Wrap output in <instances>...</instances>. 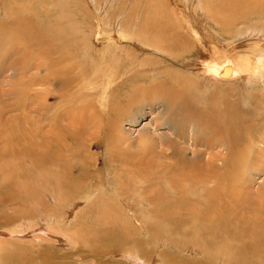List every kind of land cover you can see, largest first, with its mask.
Listing matches in <instances>:
<instances>
[{"label":"rangeland","instance_id":"obj_1","mask_svg":"<svg viewBox=\"0 0 264 264\" xmlns=\"http://www.w3.org/2000/svg\"><path fill=\"white\" fill-rule=\"evenodd\" d=\"M8 1L9 0H0V19H4L8 24L11 23L10 20H12L13 23L16 19L19 20L23 18L27 21L29 20V25L32 26V29L29 30L24 28L28 31V34H30V38L26 36V32L23 34L18 33L19 35H17L14 29L8 31L10 27L4 29L2 33L0 30V167L3 168L6 166V169H9V166L4 164L13 165L18 162V159L13 157L14 146L16 148L21 144H26V142L27 144H29V142L37 143L39 140L49 136L48 131L50 130L49 132H52V129L50 128L51 126L55 128V132L56 128L58 130L65 128V135L57 132V135L60 136L61 140L57 144H55L56 142L52 144V147L63 150L64 155L61 157L62 162L67 164L77 163L78 161V166L81 165V167H84L85 172L81 176L82 181L74 182L72 186L75 188H83V191H86L84 192L83 197L80 193L77 195L78 197L74 196V198L65 197V195L55 196L53 192L46 191L43 185L34 184L36 181H33L32 183L28 182L26 189L18 187L17 185L14 186L11 192L15 193V195L11 196H8V194L5 195V197L1 196L2 190L0 189V231H12L17 234L13 238L5 239L6 241L3 240L4 242L0 241V264H5V262L6 264H100V262L101 264H134L129 261L131 253L128 252L135 251L137 246L134 245L131 248L134 241L138 244L141 243L139 253H147L142 257L144 264H253L255 262L253 258L244 259L243 257H240L239 259L236 258V254H231L227 257V253H225V255L222 253H215L213 248L221 245L219 241H212L205 235L201 238L203 243L200 239L195 238L196 233L193 230L194 228L190 220L192 219L191 215L194 214L193 212H197L198 210H201L200 212H206L210 209L214 212L213 215H215L216 212H221V207L226 209L227 207L232 208L233 206L242 205L243 206L240 207V210L234 209L237 212V215L233 216L230 211L226 213L229 221L231 219L230 226L235 228V224L233 223L235 222V218L239 216H247L251 219L254 218V214L250 211V208H248L249 204H254V202L258 200H264V130L259 131V125L264 121V107L262 106L264 103V97L261 100L258 99L251 103V105L255 107L257 106V109L261 107V109H259L261 110V119H256L255 122L254 120L252 122L253 125L251 130L253 131V138L251 141H248V143L246 141L251 147V150L249 152L243 150L246 153L244 156H242L241 153V156L238 155L239 157L235 154L233 155V158H224L222 161V157H227L223 156V154H227V152L224 147L221 146L219 141L212 143L214 147L211 145L209 146L205 140H201L204 138L200 139V137H202L200 131L201 128L195 126L193 124L194 122L191 123L184 120L183 122H180V118L178 117L179 114L175 112L176 105L172 107L173 110L171 111L172 108H170L167 102H165L163 97L155 94V91L146 90L151 89L152 85L148 83L150 81L149 79H143L142 77L144 75L151 76V71H154L153 69H150L151 65H148L150 62L149 60L153 57H157L158 59L161 57L156 55V53L150 55V53L140 51V47L137 46L134 40L136 37L142 35L140 33L147 30L146 28H157L158 26L163 25L164 22L160 19L161 17H156V10L158 9L165 14H168L172 8L175 9V12L179 9L182 14H185L187 23H192L200 36L204 35L205 38L207 37L209 39H211L208 35L210 34V30L218 38V34L221 33L222 27L228 29L231 28L230 33H234L240 31V29L247 28L248 30L253 27V21H257L254 26L264 25V22L260 21L261 18H264V13H259L255 7V10L251 8L238 14L239 17L236 20L227 16L232 15L233 12L223 16L219 14L221 19L217 17L220 21L216 22L217 19L212 18H208L207 21H205V18H207L205 14L201 15L202 19L199 16L200 21L196 20L194 16L199 14V9V11L205 12L206 8H210V4L211 7L216 6L215 4L220 0H187L188 5H185L184 3L181 5L182 3L180 0V4H177V6L173 4V0H14L13 6L8 5L7 7L15 8L17 6L16 10L12 9L13 14L16 17L9 18L8 15L5 16V13H3H7L6 4ZM196 4H199L198 6H201L202 8L198 9L197 6H194ZM2 5L3 8L6 7L4 11L1 9ZM202 5H204V7ZM186 6H188V8ZM129 14L131 15V18ZM202 21H204L206 25H203ZM96 30H100V33L105 34H119L121 36L122 33H124L127 37L130 35V39H133V42H130V44L129 42H126L127 37L124 35L121 36L122 41L120 46L122 47L119 48H126V56L122 57L123 55L117 53V55H113V57L110 56V53H103L106 50V52H108L110 46L103 44L106 40H96ZM179 30L181 29H177V31ZM183 30H185V28ZM155 33L156 32L153 30L152 34L154 35ZM56 36H59L60 38L58 39ZM252 37H254L253 34H249L248 31H245L241 37H235L234 39L227 37L224 42L227 43L231 40H235L234 42L241 41L242 39L245 40L244 42L239 41V44L236 45L238 46V52L243 53V51L247 49H245V47L251 44L250 39H253ZM140 45L145 49H148L143 45V41ZM202 52L204 53L205 51ZM203 55L206 56L207 52ZM41 57L45 62L40 59ZM139 59H141L142 62ZM164 62L173 71L191 72L190 67L186 64L187 60L183 61L181 59L169 57ZM207 62L210 63L212 61ZM34 64L36 65L34 66ZM41 64H43V66H41ZM17 66L21 71H19V69L15 70ZM37 68L39 69L37 70ZM45 71H52L53 74L56 71H63V74L62 77H57L56 75V77H52V74L50 79L47 78L46 80L45 78L43 80L44 82H42L43 76H45ZM35 76L39 80V84ZM75 76H81L84 79L79 83H67L66 79H72ZM163 76L169 77L168 74H164ZM51 78L53 80L55 79L54 84H52V86L47 83L45 84V81L49 83L53 81ZM58 78H61V82H58ZM151 78H155L156 80L162 79L161 77L157 78L155 75L151 76ZM94 79H97V81L100 82V85L93 83L86 86V84H89V82L91 83ZM106 80L110 82L105 84L107 83ZM92 86L95 87L93 88ZM263 86L264 81H262L261 89L264 88ZM50 88L53 89L54 96L57 98H53V95H51L52 98L48 100L49 102L46 101V103H44V97L42 94L44 95V90H50ZM104 88L107 91L103 90L102 92V89ZM211 90L209 92H211ZM262 90L264 92V89ZM91 91L94 95L92 94L90 97L93 98H90L91 100H84L85 97H87L86 95L91 93ZM220 91L221 88L216 91L217 96H219L218 92ZM110 93H112V98ZM225 93L228 94L229 92L225 91ZM65 97L68 98L67 101L64 100ZM131 97V104L129 103V106L125 105L127 103L126 100ZM69 100L71 101V104H69ZM242 102L246 107L251 108L249 103H245L246 101L243 98ZM49 103L51 106L57 104V106H55L56 109H54L53 112H51L53 107L50 108L48 106ZM197 103L201 106V101ZM113 104H115L116 107ZM117 104H119L118 108ZM121 105L122 107L124 105V107L122 108ZM33 106L38 108L36 114L32 111ZM112 106L115 107L113 109H116L117 111L114 112L115 114H110L108 112ZM46 107H48V109ZM57 107L58 109H64L63 107H65L70 113L76 111L75 113H79V115H82L83 117L80 116L74 120H64L59 117H57L58 119H55L53 114L55 110H57ZM119 108H122L123 110L121 109L120 111ZM46 113L48 116L50 115L49 118L45 117ZM88 115H90V117H88ZM54 120H57V122ZM55 123L57 125L59 124L58 127H56L57 125ZM180 129H182V131ZM255 132L259 134L257 135ZM33 134L34 136H32ZM178 134L182 135V137H177ZM3 135L6 136L3 137ZM9 138L13 141H10ZM13 143L15 144L13 145ZM36 151L37 150H35L36 155L43 153L40 149L37 153ZM172 154L174 156H172ZM209 156L212 157L210 160L215 161L214 169L211 165L209 167L206 165V163H211L208 158ZM231 160L234 161L233 170H229L232 166ZM20 161L21 163L17 164L19 168L22 167L23 164L28 167L22 169H28L30 167L29 164L31 161L27 158ZM235 161H237L236 163H238V165L235 164ZM43 165H45L44 162ZM92 165L95 166L94 170H91ZM204 166H207V168ZM216 167L217 169H215ZM11 168L14 167L12 166ZM151 168L153 169L151 174L146 177L143 174V170ZM33 170V174L34 172H39L38 168H33ZM183 171L185 172L183 173ZM230 171L233 172V177L228 175L221 176V172L227 174ZM106 172H109L110 176L113 175V177L116 176V172L119 174L115 180L112 177L108 178ZM5 173H10V170L6 172L4 171V174ZM155 174L158 176V179H155ZM11 175H15L19 181H22L24 178L18 174V170L17 174ZM39 175L42 176V173ZM140 175L145 176H141L144 177L145 187H141L138 192H135L134 190L137 188L136 185ZM184 175H186V177H184ZM168 177L171 179L169 180ZM195 178L196 181L198 179L201 180L200 185H204L203 188L206 189V195L201 192L203 188L199 186V180L197 183ZM110 179L113 182L112 185ZM120 179L124 180L122 181ZM106 180H110V186L109 184H106ZM191 180L198 185L195 184L198 188L195 186L193 187V183L190 182ZM205 180L207 181L206 183ZM3 182L6 183L7 180H3ZM118 183L122 184V186ZM177 184L183 185L185 189L183 190L184 187H180ZM36 185L38 187H35ZM103 186L106 189H103ZM229 186L233 190V194L226 199L224 196H227L231 191ZM50 188L53 190L55 187L50 186ZM111 188H116L117 190L115 189L114 192ZM132 189L133 193L131 192ZM261 189L263 190L262 192ZM180 190L184 191L185 194L181 195L182 191L180 193ZM96 191H98V193ZM191 191H195V193L192 194ZM260 192L261 195L259 196ZM110 193L113 195H107ZM117 193H120L119 199H116V197L119 196ZM52 194L54 196H51ZM100 194L102 195L101 197H99ZM202 194L205 195V197ZM173 195L182 199L186 203V208L183 205H181L182 207L179 205L180 207H177L178 210H175L174 207L176 212L169 211L170 209H168L167 212H169V217H167L165 213L166 209L169 208V205L173 206L174 203L178 205V202H176V198ZM145 196L151 199V206L153 207L150 206V201L147 202L148 200L145 199V202L143 199ZM124 199L127 200L125 201ZM213 204L214 206H212ZM116 206L120 207L117 208ZM104 208L107 212H104ZM151 208H154L153 212ZM100 209L102 210V214ZM146 209L151 212H146ZM216 209H220V211H216ZM99 210L100 212H98ZM140 210L142 214L140 213ZM132 211L134 212L133 215H135V217L137 216L138 220L131 215ZM124 215L131 217L129 223L121 224L122 219L124 220L123 217L127 219L129 218ZM180 216L184 218L183 221L181 220L182 218L180 219ZM262 216L264 215L262 214ZM155 217H160V220ZM142 218L143 220L140 221L139 219ZM144 218L147 219V221ZM162 218L166 220L167 223L162 224L164 221ZM174 218L177 219L178 222L173 223L172 220ZM169 219L173 224L169 225ZM107 220L112 221L111 223H113L114 226L111 227L108 225L109 222ZM142 221L146 222V224ZM152 222L154 225H152ZM131 225L132 228L130 227ZM161 225L162 227H160ZM209 225L211 224L209 223ZM35 226L39 227V229L50 228L54 232H65L63 234H75L74 238L78 241L77 243L73 242V244H76L77 247L73 244V246L69 247L63 246V244H57L53 241H51L53 242L51 243L50 240L38 233L39 230ZM106 226L109 227L106 228ZM153 226L157 227V231L159 232L152 231L151 229ZM76 228L80 232H77ZM133 230L136 231L134 232ZM145 230L148 232L151 231L154 234L151 232L149 234ZM191 231H194L192 232L194 234H192ZM17 232L29 235L20 237ZM132 232L137 233L138 236ZM79 233H83V235L80 236L81 234ZM107 233L114 235L113 237L115 239L112 236L109 238ZM139 233L141 234L139 235ZM169 233L171 234V239H175L172 240L174 241V245L166 243L165 241L166 235H169ZM174 233L175 235L173 236L172 234ZM146 234L153 236H151V238ZM221 234L225 235V232H222ZM30 235L31 237H29ZM129 236L133 239V242L130 241L129 243L124 244L127 239L124 240L123 243L119 242L123 241L126 237L130 238ZM220 236L223 237V235ZM80 240L83 241V243L86 241L84 245ZM110 242L115 243L114 250H117L113 256L96 257L98 253L101 254L100 250L106 248ZM188 243L192 244L189 246ZM98 244L101 246L98 247ZM102 244H104L105 247ZM122 244L130 246V249L128 251H118ZM196 244L200 247L199 250H196L198 249L195 246ZM202 246H204L205 249ZM91 248L93 249L91 250ZM189 248H193L194 252L192 249L188 252L187 250ZM202 248L204 250H202ZM75 249L79 250L77 251ZM182 249L184 251H182ZM211 249L213 251L210 252ZM196 251H198L197 253L200 251L202 253L195 255L194 253H196ZM218 258H220V262L218 261ZM258 259V264H264L260 262L263 258ZM196 261L199 263H196Z\"/></svg>","mask_w":264,"mask_h":264},{"label":"bare ground","instance_id":"obj_2","mask_svg":"<svg viewBox=\"0 0 264 264\" xmlns=\"http://www.w3.org/2000/svg\"><path fill=\"white\" fill-rule=\"evenodd\" d=\"M13 1L14 0H9L6 4V7L8 5L13 6ZM31 1V0H30ZM60 2V1H59ZM201 2V1H200ZM214 2V1H213ZM5 3V2H4ZM181 5H183V3L185 5H188L187 0H181ZM206 3V2H205ZM173 4H175L177 6V4H180V0H173ZM215 4V2H214ZM192 5V4H189ZM199 4H196L194 6H197L198 9L202 8L201 6H198ZM216 6L211 7L210 4V8H206L205 12L204 11H199V14L197 12V16H194L196 18V20L200 21L199 16L202 19V14H205L207 18H205V21H207L208 18H212V19H217L220 18L219 14H221V16L225 15V14H230L233 12L232 15H227L230 16L233 20L238 19V14H240L241 12H245L251 8H253V10H256L260 13H264V0H220L217 4H215ZM86 6V5H85ZM204 7V5H202ZM260 6V7H259ZM2 5V10L4 11V9ZM17 7V6H16ZM16 7H7V13H5V16H9V18H13L16 17L13 14V10H16ZM188 8V6H186ZM192 7V6H191ZM207 7V6H206ZM196 8V7H195ZM13 9V10H12ZM26 9V7H25ZM28 10V9H27ZM30 10V9H29ZM132 10V9H131ZM179 11V9H177ZM181 10V9H180ZM32 11V10H31ZM157 15L156 17H161L160 19L164 22L163 25L158 26L157 28H146L147 30H145L143 33H140L142 35L136 37V39L134 40L135 43L137 44L140 51H145L147 53H150V55L152 53H156V55L160 56L162 58L158 59L157 57H153L151 58L148 63V65L150 66V69H153L154 71H151V76H157L161 77L162 79H158L156 80L155 78H151V76H147L144 75L142 78L144 79H149L150 81L148 83H150L152 85L151 89H146V90H150V91H155V94L160 95L161 97H163V99L165 100V102H167V104L170 106V108H172L173 106L176 105V113L179 114V118H180V122L184 121H189L191 123H193L195 126L200 127V131H201V140H205V142L207 144H209V146L211 145L213 146V142H217L219 141V143H221V146L224 147V149L226 150L227 154H223V156H227V157H222L221 160L223 161L224 158H233V155H240L242 154V156H244V154H246L243 150H247L248 152L251 150V147L247 144L248 141H251V139L253 138V131L251 130L252 125H253V120L255 122L256 119H261L260 118V114H261V107L259 109H257V106H253L251 105V103H253V101H257L258 99H262L264 97V92L261 89V85H262V81H264V25H256L254 26V24H256L257 21H253L252 25L253 27L249 28L247 30V28L244 29H240V31L234 32V33H230L231 32V28H226V27H222L221 28V33L218 34V38L217 36H215L213 34V32L210 30V34L209 38H205L204 35L201 37L200 34L198 33L197 29L194 28V25L190 22L187 23V18L185 19V14H182V12H175V9H170V12L168 14L163 13L162 11H160L159 9L156 10ZM29 12V11H27ZM97 13V12H96ZM129 13V12H128ZM30 14V13H29ZM209 14V15H207ZM23 15V14H22ZM26 15V14H25ZM130 15V14H129ZM128 15V16H129ZM151 15V14H150ZM30 17V16H29ZM68 17V16H67ZM136 17V16H135ZM148 17V16H147ZM188 17V16H187ZM25 18V17H24ZM131 18V15H130ZM204 18V17H203ZM43 19V18H42ZM221 19V18H220ZM220 19L218 21H220ZM8 20V19H7ZM50 20V19H49ZM120 20V19H119ZM132 20V19H131ZM142 20V19H141ZM223 20V19H222ZM232 20V21H233ZM11 23H6V21L4 19H0V30L1 33L4 31V29L10 27L8 29V31H12L13 29L16 31L17 35L23 34L26 32V36H28V38H30V34H28V31H26L24 28L26 29H32V26L29 25V20H25L23 18L19 19V20H15V22L12 23V20H10ZM41 21V20H40ZM193 21V19H192ZM214 21V20H213ZM231 21V22H232ZM261 22H264V18H261L260 20ZM203 25H206L204 21ZM32 23V22H30ZM128 23V22H127ZM132 23V22H130ZM157 23V22H156ZM55 24V23H54ZM111 24V23H110ZM115 24V23H114ZM133 24V23H132ZM201 24V23H199ZM225 24V23H224ZM226 25V24H225ZM15 26V27H13ZM29 26V28H28ZM102 26V25H101ZM156 26V24H155ZM221 26V25H219ZM87 27V26H86ZM136 27V26H135ZM124 28V27H122ZM127 28V27H126ZM185 28V30H183ZM54 29V28H53ZM139 29V28H138ZM177 29H181L179 31H177ZM216 29V28H215ZM214 29V30H215ZM153 30L156 32L154 35L152 34ZM199 30V29H198ZM42 31V30H41ZM72 31V30H71ZM200 31V30H199ZM219 31V30H218ZM245 31H248L249 34H253L254 37H252L253 39H250L251 44L249 46H246L245 49L243 51V53L238 52V46H236L237 44H239V41L234 42L235 40H231L227 43H225L224 41L226 40V38H230V39H234L235 37H241ZM100 30H96V40H106L103 44H107L110 46V49L108 50V52L104 51L103 53H110V56L113 55H117V53H119L120 55H123L122 57L126 56V48H119L122 47L120 46V43L122 41L121 36L124 35L125 37H127L124 33H122V35L120 36L119 34H105V33H100ZM123 32V31H122ZM47 33V32H45ZM49 34V33H48ZM53 34V33H52ZM139 34V33H138ZM44 35V34H43ZM128 35V34H127ZM46 36V35H45ZM123 36V37H124ZM130 36V35H129ZM127 37L126 42H133V39H130L131 37ZM248 36V35H246ZM251 36V35H250ZM58 39L60 38L59 36ZM204 37V38H203ZM249 37V36H248ZM251 38V37H250ZM259 38V39H258ZM88 39V38H87ZM54 41V40H53ZM142 41H143V45L146 46L148 49H145L142 45ZM244 42L245 40H241L240 42ZM95 42V41H94ZM125 42V41H124ZM248 42V40H247ZM52 43V42H51ZM50 44V43H49ZM249 44V42H248ZM37 46V45H36ZM60 46V45H59ZM125 46V45H124ZM227 46V47H225ZM108 47V46H107ZM243 47V46H242ZM50 48V47H49ZM62 48V47H61ZM230 48V49H228ZM27 50V48H26ZM202 51L207 52V55H203L204 53ZM20 52V49H19ZM42 52V51H41ZM51 52V51H50ZM203 54H202V53ZM23 53V52H22ZM35 53V52H34ZM70 53V51H69ZM102 53V54H103ZM29 54V52H28ZM33 54V53H32ZM52 54V53H51ZM154 55V54H153ZM51 56V55H50ZM102 56V55H101ZM149 56V55H148ZM37 57V56H36ZM36 57H34L35 59H37ZM44 57V56H43ZM106 57V56H105ZM108 57V56H107ZM114 57V56H113ZM139 57V56H138ZM144 57V56H143ZM174 58V59H181V60H187L186 64L188 67H190V71L191 72H180V71H173L170 67H168L166 65V63L164 61H166L168 58ZM100 58V57H99ZM104 58V57H103ZM110 58V57H108ZM140 58V57H139ZM23 59V58H22ZM21 59V60H22ZM26 59V58H25ZM41 60L42 57L40 58ZM46 59V58H44ZM92 59V58H91ZM138 60V59H137ZM141 60V59H139ZM146 60V59H144ZM143 60V61H144ZM37 61V60H36ZM56 61V60H55ZM207 61H212L210 63H208ZM43 62H45L43 60ZM58 62V61H57ZM142 62V60H141ZM179 62V61H178ZM17 63V61H16ZM41 63V61H40ZM15 64V63H14ZM29 64V63H27ZM104 64V63H103ZM143 64V63H142ZM168 64V63H167ZM177 64V63H176ZM189 64V65H188ZM10 65V64H9ZM17 65V64H16ZM30 65V64H29ZM36 64H34L35 66ZM76 65V64H75ZM126 65V64H125ZM179 65V64H178ZM39 66V64H38ZM37 66V67H38ZM41 66H43V64H41ZM56 66V65H55ZM54 66V67H55ZM109 66V65H108ZM181 66V65H180ZM186 66V67H187ZM18 67V66H17ZM16 67V68H17ZM22 67V65H21ZM45 67V66H44ZM43 67V68H44ZM50 67V66H48ZM128 67V66H127ZM15 70H18L19 67ZM33 68V67H32ZM46 68V67H45ZM39 68H37L38 70ZM56 69L58 70L57 66ZM24 70V69H23ZM26 70V68H25ZM43 70V69H42ZM46 70V69H45ZM157 70V71H155ZM189 70V69H188ZM19 71H21V69H19ZM150 71V70H149ZM161 71V72H159ZM70 72V71H69ZM92 72V71H91ZM125 72V70H124ZM53 74L52 71H45V76H43L42 82H44L43 80L46 78L50 79L51 75ZM63 71H56L52 77H62ZM148 74V73H147ZM164 74H168L169 77H164ZM56 75V76H55ZM106 75V74H104ZM109 75V74H108ZM140 75V74H139ZM105 77V76H104ZM140 77V76H138ZM35 78L37 79V77L35 76ZM35 79V80H36ZM52 79V78H51ZM84 79L83 77H74L72 79H66L67 83H73V82H81V80ZM38 80V79H37ZM53 80V79H52ZM55 80V79H54ZM54 80L49 82L45 81V84H50L52 86V84H54ZM58 82H61V78L57 79ZM90 81V80H88ZM107 81V80H106ZM41 82V83H42ZM57 82V84H58ZM110 81H107L108 84ZM39 80H38V84H39ZM93 83H96L98 85H100V82L97 81V79H94L91 83L89 82V84H86V86L91 85ZM64 84V83H62ZM68 85V84H67ZM85 85V84H84ZM83 85V86H84ZM124 85V84H123ZM107 86V85H106ZM109 86V85H108ZM150 86V85H149ZM62 87V85H61ZM93 87V86H92ZM95 87V86H94ZM93 87V88H94ZM132 87V86H131ZM221 88V91L218 92L219 96L216 95V91L219 90V88ZM264 87V86H263ZM30 88V87H29ZM214 88H218V89H214ZM47 89V88H46ZM61 89V88H60ZM59 89V90H60ZM92 89V88H91ZM96 89V88H95ZM212 89V90H211ZM254 89V90H253ZM29 90V89H28ZM58 90V91H59ZM63 90V89H61ZM107 91L105 88L102 89V92ZM211 90V92H209ZM93 91V90H92ZM91 91V93L87 94L84 100L86 99H90L93 97H90L93 92ZM101 91V90H100ZM225 91H228L229 93L226 94ZM57 92V91H56ZM67 92V91H66ZM95 92V91H94ZM44 95L42 94V96L44 97V103H46V101H48L51 97V95H53V98H57L54 96V91L53 89L50 88V90H44ZM63 93V92H62ZM145 93V92H144ZM66 94V93H65ZM101 94V93H100ZM104 94V93H103ZM109 94V93H108ZM112 93H110L111 95ZM129 94V93H128ZM36 95V94H35ZM64 95V94H63ZM67 95V94H66ZM64 95V96H66ZM94 95V94H93ZM57 96V95H56ZM63 96V97H64ZM37 97V96H36ZM42 97V99H43ZM106 97V96H105ZM109 97V96H108ZM219 97V98H218ZM71 98V97H70ZM104 98V96H103ZM112 98V95H111ZM110 98V99H111ZM242 98L246 101L245 103H249V107H246L245 104H243L242 102ZM59 99V98H58ZM67 97L64 98V100L67 101ZM107 99V98H106ZM239 99V100H237ZM91 100V99H90ZM108 100V99H107ZM115 100V99H113ZM112 100V102H113ZM118 100V99H117ZM130 100L132 101V97L128 98L126 101L127 103L125 105L129 106L131 104ZM120 101V100H118ZM117 101V102H118ZM201 101V106L198 105L197 102ZM49 102V101H48ZM58 102V101H57ZM95 102V101H94ZM104 102V101H103ZM111 102V100H110ZM116 102V103H117ZM241 102V103H240ZM263 102V100H262ZM60 103V102H59ZM58 103V104H59ZM76 103V102H75ZM89 103V102H88ZM108 103V102H107ZM115 103V104H116ZM130 103V104H129ZM195 103V105H194ZM258 103V102H256ZM69 104H71V101L69 100ZM78 104V103H77ZM76 104V105H77ZM92 104V103H91ZM115 104H113L115 106ZM34 105V104H32ZM53 105V103H52ZM65 105V104H64ZM61 105V106H64ZM259 105V104H258ZM48 106L51 108L53 107L52 111L54 109H56L55 106H57V104L55 106H51L50 103L48 104ZM75 106V105H74ZM109 106V105H108ZM262 106L264 107V103L262 104ZM116 107V106H115ZM112 106V108L109 110L108 112L111 114H115L114 112H117L116 109ZM119 107V104H117V108ZM122 107V105H121ZM124 107V105H123ZM122 107V108H123ZM48 109V107H46ZM64 109H58L55 110L53 117L55 119L62 118L64 120L66 119H76L78 117H83L82 115H79V113H75V112H68V110L63 107ZM122 108H119L120 111ZM37 107L35 108L33 106L32 111H34V114H36L37 111ZM46 109V110H47ZM66 109V110H65ZM93 109V108H92ZM263 109V108H262ZM106 110V111H107ZM118 110V109H117ZM123 110V109H122ZM125 110V109H124ZM168 110V109H167ZM173 110V108L171 109V111ZM33 113V112H32ZM75 114V115H74ZM104 114V113H103ZM109 114V116H110ZM50 116V115H49ZM48 114H45V117H48ZM42 117V116H41ZM52 117V118H53ZM88 117H90V115H88ZM262 117V116H261ZM51 118V117H50ZM63 120V121H64ZM111 120V119H110ZM117 120V119H116ZM55 122H57V120H54ZM72 121V120H71ZM59 122V120H58ZM54 123V122H53ZM96 123V121H95ZM186 123V122H185ZM56 124V123H55ZM60 124V122H59ZM58 124V125H59ZM57 125V124H56ZM58 125L56 127H58ZM101 126V125H100ZM260 130H264V121H262L260 123ZM64 127V126H63ZM52 129V132L48 131V135L47 137H45L42 140H39L37 143H31L29 142V144H21L19 146H17L15 148V146L13 147V157L15 159H18V162L13 165L11 164H4L9 166V169H6L7 167L4 166L3 168L0 167V189L2 190L1 196H4L8 194V196L11 195H15V193H12L11 190L14 188V186H18V187H23L24 189H26V187L28 186V182L32 183L33 181H36L34 184L37 185H43L45 187L46 191H51L55 194V196H62L65 195V197H76L79 193L81 194V196L83 197L84 192L83 188H75L74 186H72V184L74 182H81L82 181V175L84 174V167L78 166V161L77 163H64L61 161V157L62 155H64L63 150H61L60 148L55 149L54 147H52V144H57L60 142V136L57 135V132L65 135L66 133L64 132V129H60L58 130L56 128V132H55V128L54 127H50ZM182 131V129H180ZM4 131V130H3ZM179 131V130H178ZM180 131V132H181ZM67 132V131H66ZM177 132V131H176ZM179 133V132H178ZM182 133V132H181ZM256 133V132H255ZM177 134V133H176ZM257 134V133H256ZM259 134V133H258ZM257 134V135H258ZM37 135V134H36ZM6 135H3V137H5ZM34 136V134L32 135ZM262 136V135H261ZM177 137H182V135L178 134ZM197 137V136H196ZM16 138V137H15ZM31 138V137H29ZM207 138V139H206ZM264 138V137H263ZM4 139V138H1ZM8 139V138H5ZM34 139V138H33ZM194 139V138H193ZM199 139V141H200ZM10 140V138H9ZM245 140V141H244ZM259 140V139H258ZM257 140V141H258ZM10 141H13L12 139ZM27 141V140H25ZM32 141V140H31ZM247 141V143H246ZM16 142V141H15ZM97 143V142H96ZM12 144V143H11ZM15 143H13L14 145ZM61 144V143H60ZM264 144V143H263ZM10 145V144H8ZM12 145V146H13ZM88 145V144H87ZM258 145V144H257ZM11 146V145H10ZM89 147V146H88ZM38 148V149H37ZM194 148V147H193ZM255 148V147H254ZM41 150L43 153H41L40 155H36L35 154V150ZM64 149V148H63ZM170 149V148H169ZM36 151V153H37ZM262 152V150H261ZM63 153V154H62ZM177 153V152H176ZM241 153V154H240ZM175 154V153H174ZM261 154V153H258ZM264 154V153H263ZM10 155V154H9ZM176 155V154H175ZM178 155V154H177ZM11 156V155H10ZM76 156V155H75ZM172 156H174L172 154ZM260 156V155H259ZM263 156V155H262ZM66 157V156H65ZM73 157V156H72ZM95 157V156H94ZM177 157V156H175ZM239 157V156H238ZM24 158H27L28 160L31 161V163L29 164V168L28 169H22V168H27L28 166H25L23 163L22 167H18L17 164L21 163L20 160H23ZM104 158V156H103ZM209 161L211 163L206 165L209 167L210 165L212 166V168L214 169L215 167V161L214 160H210V158H212L211 156L208 157ZM241 158V157H240ZM73 159V158H72ZM96 159V158H95ZM94 159V160H95ZM175 159V158H174ZM243 159V158H241ZM247 159V158H246ZM44 160V161H43ZM97 160V159H96ZM171 160V159H170ZM176 160V159H175ZM234 160V159H233ZM74 161V160H73ZM72 161V162H73ZM208 161V159H207ZM43 162L45 163V165H43ZM110 162V161H109ZM232 166L229 170H233V162L232 161ZM237 161H235V164L238 165V163H236ZM108 163V162H107ZM188 163V162H187ZM194 164V163H193ZM241 164V163H240ZM239 164V165H240ZM95 165V164H94ZM92 165L91 170L95 169V166ZM171 165V164H170ZM173 165V164H172ZM192 165V164H191ZM243 165V164H241ZM1 166V165H0ZM14 168H11V167ZM207 166L205 168H207ZM244 166V165H243ZM44 167V168H43ZM193 167V166H191ZM203 167V168H204ZM238 167V166H237ZM242 167V166H241ZM11 168V169H10ZM33 168L39 170V174L42 173V176H40L38 173L33 174ZM112 169V168H111ZM159 169V168H158ZM188 169V168H187ZM217 169V167L215 168ZM11 174H17V170H18V174L20 176H23L21 179L22 181H19L17 177L12 176L10 173H5L4 171H9ZM37 170V171H38ZM152 168L151 169H144V175L146 177H148L151 172H152ZM166 170V169H165ZM212 170V169H211ZM36 171V172H37ZM15 172V173H14ZM65 172V173H64ZM104 172V171H103ZM114 172V171H113ZM180 172V171H179ZM185 171H183L184 173ZM212 172V171H211ZM224 172V171H223ZM221 172V176H225L228 175L230 177H233V172H229L227 174ZM96 173V172H94ZM158 173V172H157ZM156 173V174H157ZM213 173V172H212ZM105 174V173H104ZM114 174V173H113ZM119 174V173H118ZM117 172H116V176L113 177L110 176L109 172H106V175L109 177H112L116 180V177L118 176ZM141 174V171H140ZM155 174V179H158V176ZM180 174V173H179ZM217 174V172H216ZM97 175V174H96ZM144 175H140L139 180L137 181V188L134 190L135 192H138L140 190L141 187H145L144 185ZM173 175V174H172ZM208 175V174H206ZM144 176V177H141ZM196 176V174H195ZM211 176V175H210ZM214 176V175H213ZM184 177H186V175H184ZM207 177V176H206ZM8 178V179H7ZM20 178V177H19ZM103 178V177H102ZM120 178V177H119ZM150 178V177H149ZM148 178V179H149ZM169 180L171 179L170 177H168ZM173 178V177H172ZM188 178V177H187ZM209 178V177H208ZM220 178V177H219ZM147 179V180H148ZM191 179V178H190ZM189 179V180H190ZM201 179V177H200ZM218 179V178H217ZM3 180H7V182H3ZM111 180V179H110ZM110 180H106V184H109L110 186ZM114 180V182H115ZM120 180H124V179H120ZM119 180V181H120ZM127 180V179H126ZM183 180V179H181ZM199 180V179H198ZM197 180V181H198ZM202 180V179H201ZM198 182L195 181L199 184V186L201 188H203L204 185H200V181ZM121 181V182H122ZM129 181V180H128ZM127 181V182H128ZM159 181V180H158ZM157 181V183H158ZM178 181V180H176ZM184 181V180H183ZM204 181V179H203ZM120 182V183H121ZM132 182V181H131ZM191 183H193V187H197L198 185L191 180ZM207 181L205 180V183ZM112 180H111V185H112ZM118 183L119 185L122 186V184ZM123 183V182H122ZM125 183V182H124ZM129 183V182H128ZM127 183V184H128ZM176 183V182H175ZM203 183V182H202ZM103 184V182H102ZM116 184V185H118ZM126 184V185H127ZM159 184V183H158ZM183 184V183H182ZM197 186H196V185ZM221 184V183H219ZM35 187H38V186ZM101 185V184H100ZM125 185V188H126ZM180 187H184L181 184H177ZM188 185V184H187ZM50 186L55 187L53 190L50 188ZM93 186V185H92ZM102 186V185H101ZM177 186V187H178ZM211 186V185H210ZM91 187V185H90ZM124 187V185H123ZM122 187V189H123ZM129 187V186H128ZM132 187V186H131ZM187 187V186H186ZM230 187V186H229ZM22 188V189H23ZM124 188V189H125ZM135 188V187H133ZM191 188V186H190ZM198 188V187H197ZM98 189V188H97ZM103 189L104 188L103 186ZM110 189V188H109ZM116 189V188H115ZM115 189L114 190L115 192ZM185 189V187L183 188V190ZM195 189V188H194ZM204 189V188H203ZM202 189V193H205L206 189L203 190ZM225 189V188H224ZM231 189V187H230ZM92 190V189H91ZM100 190V188H99ZM117 190V189H116ZM120 190V189H119ZM128 190V189H127ZM130 190V189H129ZM175 190V189H174ZM193 190V189H192ZM198 190V189H197ZM228 190V189H227ZM101 191V190H100ZM105 191V190H103ZM133 191V189L131 190V192ZM182 190H180L181 193ZM190 191V189H189ZM196 191V190H195ZM192 192V194L195 193ZM263 190L261 189V192ZM98 193V191H96ZM102 192V191H101ZM107 192V190H106ZM113 192V194H114ZM175 192V191H174ZM213 192V191H212ZM229 192V191H228ZM261 192L259 193V196L261 195ZM133 193V192H132ZM225 193V192H224ZM96 194V193H95ZM112 193L107 194L109 196L113 195ZM118 194V193H117ZM122 194V193H121ZM185 194L184 191H182L181 195ZM200 194V193H199ZM198 194V195H199ZM227 194V193H226ZM233 194V190L231 189V191L228 193L227 196H224L227 198H229L230 196H232ZM17 195V193H16ZM119 195V196H118ZM116 195L118 197H116V199L120 198V193ZM203 195V194H202ZM206 195V193H205ZM205 195H203L205 197ZM236 195V194H235ZM234 195V196H235ZM238 195V194H237ZM51 196H54L53 194ZM80 196V197H81ZM102 195L100 194L99 197H101ZM174 196V195H173ZM185 196V195H184ZM188 196V195H187ZM202 196V197H203ZM209 196V195H207ZM78 197V196H77ZM79 197V198H80ZM114 197V196H113ZM175 197V196H174ZM263 197V196H261ZM96 198V197H95ZM103 198V197H102ZM176 198V202H178V205L176 203L172 205H169V208L166 209V213L165 215L167 217L168 216V209H170L169 211L172 212H176L175 210H178L177 207L179 208L181 205L185 206L186 208V203L178 198L177 196ZM209 198V197H208ZM2 199V197H1ZM110 199V198H107ZM113 199V198H112ZM143 199L148 200L147 202L150 201V206H151V199L149 197H143ZM207 199V198H206ZM205 199V200H206ZM211 199V198H209ZM215 199V198H213ZM104 200V199H103ZM125 201L127 199H124ZM130 200V199H129ZM137 200V199H135ZM145 200V202H146ZM101 201V200H99ZM120 201V200H119ZM139 201V200H138ZM215 201V200H213ZM134 202V201H133ZM136 202V201H135ZM208 202V201H207ZM211 202V201H209ZM217 202V201H216ZM233 202V201H232ZM236 202V201H235ZM234 203V202H233ZM252 203V202H251ZM257 203V205H256ZM237 204V203H236ZM144 205V204H142ZM180 205V206H179ZM209 205V204H207ZM205 205V206H207ZM100 206V205H99ZM204 206V207H205ZM214 206V204L212 205ZM243 206V205H242ZM242 206H233L232 208L227 207L226 209L224 207H221V212H216L215 215H213V211H211L210 209L206 212H200L201 210H198L197 212H193L194 214L191 215L192 219L190 220L193 226V230L196 233V237L197 239H200L201 242L202 241V236L205 235L208 238H210L212 241L213 240H218L219 243L221 245L215 246L213 248L214 252L217 254H223L225 255V253H227V257H229V255L231 254H236V258L243 257L244 259L246 258H253V260L255 261V264H258L259 259H262L260 262L264 263V216H262V214L264 215V200H258L256 202H254V204H249L250 211L254 214V218H249V217H243V216H239L237 218H235V222L233 224H235V228H232L230 226V222L231 219L229 221V219L227 218V214L229 211L233 214V216L237 215V212L234 209H241L240 207ZM252 206V207H251ZM97 207V206H96ZM117 207V206H116ZM120 207V206H118ZM117 207V208H118ZM129 207V206H128ZM144 207V206H143ZM147 207V206H146ZM145 207V208H146ZM153 207V206H151ZM175 207V210H174ZM182 207V206H181ZM107 208V207H106ZM112 208V207H111ZM130 208V207H129ZM141 208V207H140ZM144 208V209H145ZM184 208V207H183ZM105 209V208H104ZM152 209V208H151ZM154 209V208H153ZM152 209V212H153ZM207 209V208H206ZM101 210V209H100ZM100 210L98 212H100ZM103 210V208H102ZM102 210H101V214H102ZM149 210V208H148ZM146 209V212L148 211ZM191 210V209H190ZM189 210V211H190ZM238 210V211H239ZM106 211V209L104 210V212ZM122 211V210H121ZM158 211V210H157ZM216 211H220V209H216ZM242 211V210H241ZM89 212V210H88ZM92 212V210H91ZM103 212V213H104ZM107 212V211H106ZM149 212V211H148ZM151 212V211H150ZM149 212V213H150ZM155 212V211H154ZM87 213V211H86ZM116 213V212H115ZM119 213V212H118ZM125 213V211H124ZM133 211L131 213V215H133ZM140 213L142 214L141 210ZM145 213V212H144ZM143 213V214H144ZM148 213V214H149ZM83 214V213H82ZM146 214V213H145ZM144 214V215H145ZM158 214V213H157ZM164 214V213H163ZM191 214V212H190ZM189 214V215H190ZM249 214V213H248ZM245 215V214H244ZM250 215V214H249ZM126 216V215H124ZM135 217V215H133ZM147 216V215H146ZM151 216V215H150ZM153 216V215H152ZM155 216V215H154ZM160 216V215H159ZM162 216V215H161ZM188 216V214H187ZM87 217V215H86ZM126 217H129L128 215ZM131 217V216H130ZM130 217L127 219L125 217L124 220L122 219L121 224H125V223H129V219ZM133 217V218H134ZM139 217V216H138ZM141 217V215H140ZM144 217V216H142ZM96 218V217H94ZM108 218V217H107ZM131 218V219H133ZM137 219V216L135 217ZM158 220H160V217H155ZM182 218V216H180V219ZM145 219V218H144ZM163 219V218H162ZM184 218H182L181 220L183 221ZM234 219V218H233ZM138 220V219H137ZM140 221L143 220L139 219ZM147 221V219H145ZM164 220V219H163ZM179 220V219H178ZM180 220V221H181ZM108 221V220H107ZM133 221V220H131ZM149 221V220H148ZM154 221V220H153ZM108 225H110L111 227L114 226L113 223H111L112 221H108ZM143 222V221H142ZM160 222V221H159ZM173 223L178 222L177 219H173L172 220ZM170 219H169V225L173 224ZM99 223V221H98ZM144 224H146V222H143ZM150 223V222H148ZM156 223V222H155ZM161 223V222H160ZM158 223V224H160ZM167 223L166 220H164L162 222V224ZM209 223L211 225H209ZM101 224V223H100ZM134 224V223H133ZM142 224V225H144ZM194 224V225H193ZM213 224V225H212ZM103 225V224H102ZM141 225V226H142ZM152 225H154V223L152 222ZM168 225V224H167ZM44 226V225H43ZM135 226V224H134ZM133 226V227H134ZM151 226V225H150ZM149 226V227H150ZM165 226V225H164ZM36 227V226H35ZM34 227V228H35ZM101 227V226H100ZM109 226H106V228H108ZM132 228V225L130 226ZM139 227V226H137ZM144 227V226H143ZM142 227V229H143ZM146 227V226H145ZM162 227V225L160 226ZM167 227V226H166ZM38 228V233L40 235H42L43 237H45L46 239L53 241L57 244H63V246H76L77 243V239L74 238V235H71L70 233L68 234H63L65 232H54L53 230L49 229H45V228ZM48 228V227H46ZM114 228V227H113ZM129 228V227H128ZM136 228V227H135ZM79 229V227H78ZM130 229V228H129ZM138 229V228H136ZM141 229V228H140ZM148 229V228H146ZM159 229V228H158ZM77 230V228H76ZM75 230V231H76ZM149 230V229H148ZM152 231H157V227L153 226ZM192 230V228H191ZM134 231V230H133ZM136 231V230H135ZM134 231V232H135ZM138 231V230H137ZM146 231V230H145ZM162 231V230H160ZM166 231V230H163ZM194 231H191L194 232ZM28 232V230H27ZM33 232V231H32ZM36 232V231H35ZM77 232H80L79 230H77ZM110 232V231H109ZM127 232V231H126ZM147 233L150 234L151 231H146ZM170 232V231H169ZM174 232V231H172ZM225 232L224 234L221 233ZM18 235H20V237H24L25 234L19 233L17 232ZM130 233V232H129ZM128 233V234H129ZM133 233V232H132ZM152 233V232H151ZM28 234V233H26ZM81 234V233H79ZM103 234V233H102ZM108 234V237L111 238V236L113 237L114 235L112 234ZM106 234V235H107ZM136 234L137 233H133ZM132 234V235H133ZM141 233H139L140 235ZM148 234V235H149ZM154 234V233H152ZM194 234V233H192ZM16 233H13L12 231H0V241H6L5 239L8 238H13L14 236H16ZM29 235V234H28ZM25 235V236H28ZM32 235V234H31ZM31 235L29 237H31ZM83 233L80 235L82 236ZM131 235V236H132ZM144 235V234H143ZM147 235V234H146ZM147 235V236H148ZM173 236L175 235L172 234ZM220 235H223L220 236ZM138 236V235H137ZM142 236V235H141ZM140 236V237H141ZM146 236V237H147ZM150 237L153 235H149ZM148 236V237H149ZM172 236V237H173ZM195 236V235H194ZM219 236V237H218ZM117 237V236H115ZM122 237V236H121ZM130 237V236H129ZM135 237V236H133ZM16 238V237H15ZM34 238V237H33ZM114 238V237H113ZM152 238V237H151ZM41 239V237H40ZM44 239V238H43ZM81 240H83L82 238H80ZM115 239V238H114ZM126 242H124V240H126ZM142 239V238H141ZM165 239V237H164ZM174 239V238H173ZM173 239H171V234L169 233V235H166V243L169 244H173L174 241H172ZM29 240V239H28ZM27 240V241H28ZM33 240V239H32ZM80 240V241H81ZM106 240V238H105ZM175 240V239H174ZM3 241V242H4ZM40 241V240H39ZM133 242V239L130 237H126L125 239H123V241H119L121 243L124 242V244H127L129 242ZM144 241V239H143ZM147 241V240H146ZM211 241V242H212ZM31 242V241H30ZM51 242V243H53ZM83 243V241H81ZM86 242V241H85ZM84 242V243H85ZM117 242V241H116ZM139 242V240H138ZM141 242V240H140ZM83 243V245H84ZM96 243V242H95ZM147 243V242H145ZM163 243V242H162ZM73 244V245H72ZM94 244V243H93ZM101 244V242H100ZM141 243H137L136 241H134L132 243L131 248L135 245L137 246L135 251H128L130 248V246L127 245H121L120 248L118 249V251H128L129 253H131V255L129 256V261L133 262L134 264H144V260L142 259L143 256H145L147 253L141 254L140 249H141ZM184 244V243H183ZM189 244V243H188ZM192 244V243H190ZM189 244V246H190ZM79 245V244H78ZM97 245V243H96ZM99 245V244H98ZM104 246V244H102ZM147 245V244H146ZM204 245V244H203ZM101 245H99L98 247H100ZM115 243L114 242H110L108 243V245L106 246V248H103L102 250H100L101 254L98 253V255H96V257H100V256H109L112 255L117 251H115L114 249ZM199 250L200 247H198V245H195ZM77 247V246H76ZM75 247V248H76ZM94 247V246H93ZM105 247V246H104ZM192 247V246H191ZM204 248V246H202ZM80 248V247H79ZM195 248V247H194ZM202 248V250H204ZM93 248H91L92 250ZM97 249V248H96ZM101 249V248H100ZM192 249V251L194 252L193 248H189L187 251L189 252ZM77 250V249H75ZM79 250V249H78ZM77 250V251H78ZM212 249L210 250L213 251ZM230 250V251H229ZM234 250V251H232ZM182 251H184L182 249ZM228 251V252H227ZM237 251V252H236ZM98 252V251H97ZM198 251H196V254L202 253L201 251L199 253H197ZM128 253V254H129ZM204 253V251H203ZM151 255V254H150ZM210 255V254H209ZM207 255V256H209ZM40 256V254H39ZM111 256V257H112ZM127 256V255H126ZM42 257V256H41ZM206 258V257H205ZM97 259V258H96ZM108 259V258H107ZM219 262H220V258H218ZM98 260V259H97ZM242 260V259H241ZM45 261V260H44ZM101 261V258H100ZM104 261V260H103ZM5 262V261H4ZM48 262V261H47ZM112 262V261H111ZM152 262V261H151ZM192 262V261H191ZM41 263V262H40ZM43 263V261H42ZM46 263V261H45ZM105 263V262H104ZM196 263H199L196 261ZM253 263V264H254ZM6 264V262H5ZM10 264V263H9ZM14 264V263H13ZM19 264V263H18ZM37 264V263H36ZM101 264V262H100ZM207 264V263H206ZM261 264V263H260Z\"/></svg>","mask_w":264,"mask_h":264}]
</instances>
